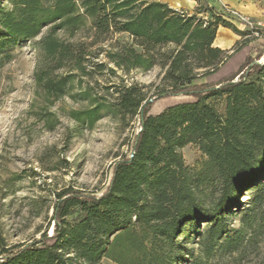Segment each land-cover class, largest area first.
Here are the masks:
<instances>
[{
    "label": "trees",
    "instance_id": "obj_1",
    "mask_svg": "<svg viewBox=\"0 0 264 264\" xmlns=\"http://www.w3.org/2000/svg\"><path fill=\"white\" fill-rule=\"evenodd\" d=\"M195 1L190 12L162 0H0V66L29 41L49 128L48 108L64 96L88 101L69 113L77 125L91 129L106 115L138 123L104 185L55 189L38 238L8 245L0 236V264H242L250 254L264 264V30L240 29ZM221 25L244 39L216 46ZM155 66L163 85L152 94L122 76L104 85L112 100L93 94L90 78L105 69ZM189 143L206 155L197 168L184 160Z\"/></svg>",
    "mask_w": 264,
    "mask_h": 264
},
{
    "label": "rangeland",
    "instance_id": "obj_2",
    "mask_svg": "<svg viewBox=\"0 0 264 264\" xmlns=\"http://www.w3.org/2000/svg\"><path fill=\"white\" fill-rule=\"evenodd\" d=\"M162 1L190 12L197 5L195 0ZM209 2L240 29L246 28L247 21H251L264 30V0ZM219 28L216 38L223 49H230L244 39L231 28L222 25ZM257 47L264 48V42H257ZM10 51L12 58L0 66V236L8 245L41 236L52 216L55 189L74 185L92 190L104 185L110 165L130 152L133 133L138 126L136 120L121 121L110 115L99 119L91 129L77 125L69 113L71 109L87 106L88 101L64 96L48 108L55 113L51 116L53 127L49 128L42 114L46 106L36 93V50L29 41L20 40ZM255 55L254 50L252 56ZM261 59H264V54ZM116 69V73L105 69L102 74L90 78L94 85L93 94L105 95L112 100L104 85L120 81L121 76L126 82L141 84L148 94L163 85L164 69L160 66L150 70L134 69L127 73ZM169 100H158L153 106L161 108ZM216 104L224 112V101ZM182 153L185 163L193 168L199 167L206 159L195 143L184 146ZM248 194L245 192L240 199L243 208L250 205ZM234 210L231 221L238 227L243 211ZM52 229L53 224L49 227L50 233ZM188 245L198 249L196 240ZM253 257L250 254L242 260V264H250ZM101 264L116 263L103 259ZM180 264L192 262L188 260Z\"/></svg>",
    "mask_w": 264,
    "mask_h": 264
},
{
    "label": "crops",
    "instance_id": "obj_3",
    "mask_svg": "<svg viewBox=\"0 0 264 264\" xmlns=\"http://www.w3.org/2000/svg\"><path fill=\"white\" fill-rule=\"evenodd\" d=\"M219 30H220V28H219ZM216 42H217V38L215 39V45H216V46L223 47L221 43H219V42L216 43Z\"/></svg>",
    "mask_w": 264,
    "mask_h": 264
},
{
    "label": "built area",
    "instance_id": "obj_4",
    "mask_svg": "<svg viewBox=\"0 0 264 264\" xmlns=\"http://www.w3.org/2000/svg\"><path fill=\"white\" fill-rule=\"evenodd\" d=\"M247 25L253 26L254 24L251 21H247Z\"/></svg>",
    "mask_w": 264,
    "mask_h": 264
}]
</instances>
